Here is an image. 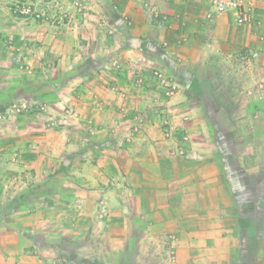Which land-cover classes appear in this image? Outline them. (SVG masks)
I'll list each match as a JSON object with an SVG mask.
<instances>
[{"label":"crops","instance_id":"1","mask_svg":"<svg viewBox=\"0 0 264 264\" xmlns=\"http://www.w3.org/2000/svg\"><path fill=\"white\" fill-rule=\"evenodd\" d=\"M11 1L0 0V264H264V0L245 24L209 17V0H100L101 25L22 18ZM154 67L178 87L173 120L198 130L183 156L159 140ZM20 101L29 108L13 117ZM66 107L79 114L70 125ZM237 202L250 208L224 210Z\"/></svg>","mask_w":264,"mask_h":264},{"label":"rangeland","instance_id":"2","mask_svg":"<svg viewBox=\"0 0 264 264\" xmlns=\"http://www.w3.org/2000/svg\"><path fill=\"white\" fill-rule=\"evenodd\" d=\"M27 2L28 0H12L11 1V5L10 8L12 10V12L15 14L14 12V6L16 3H23V2ZM62 9L64 11V15L59 16L56 15L54 13H52L50 15V17L48 19H46L45 23H58V24H64V23H70L73 25H81L82 22H86L89 20H93L94 22H97L99 25L101 24H106V20L104 18L101 19L100 17V12L98 9V6H100V0H62ZM17 15V14H16ZM252 21V20H251ZM250 21V22H251ZM254 21V19H253ZM0 39H2V37L0 36ZM117 65V63H116ZM137 65V64H136ZM137 67H135L136 73L135 74V79H134V86L136 85V87L138 89L143 88L148 86L146 84V78L144 77V75L142 74V72L145 70L144 68H146L147 66L144 65H137ZM24 69H26L24 67ZM27 71H31V69L29 68ZM151 72V76H153V78H151L152 80L154 79L155 83L157 84V87L160 90V94L159 96L155 97L153 100V103L155 107L154 110V114L156 115V117L159 119V133H161V139L162 141L168 142L169 143V147L167 145L164 146L165 150H167V153L171 156V157H177V156H183L185 155L188 151H189V146L192 144V134L194 135V133H196V130L193 128V132L189 131V129L185 126V125H178L173 119H174V115L173 112L170 111L168 109V105L167 102L170 101L172 99L173 96H175V93L178 89V87L176 86V84L174 83L173 78L165 71H163V69L160 68H156L154 67L153 69L150 70ZM150 82V81H149ZM228 80H224V83L227 84ZM114 89L116 88L113 87ZM121 90V89H120ZM123 91V90H121ZM115 90L113 91L115 94H118L120 97H124L123 94H121L122 92ZM121 92V93H119ZM97 94V93H96ZM94 100H95V105L96 106H100L101 103V99L99 97V94H97L96 96H93ZM98 104V105H97ZM29 108V107H28ZM27 108V109H28ZM26 109V110H27ZM50 109L47 107V105H43L41 106V111L43 112H50ZM128 110V109H127ZM52 112V111H51ZM99 112V111H97ZM10 115H15V114H19V112H16L14 109L10 110ZM126 114H128V112H124L123 115H125V117L127 116ZM221 113H217L218 116H220ZM120 114H118L117 112V118ZM120 117H124V116ZM142 110L138 111V113L136 114V120H135V125L131 126V128H129V132L131 131V129H133V133H139V131H141L146 123L145 118L142 116ZM14 117V116H13ZM173 117V118H172ZM79 120V114L76 110L73 109V107H66L64 109L63 114L60 116V121L62 125H70L72 124L74 121ZM91 122V121H90ZM158 122V120H157ZM218 125L221 126L222 130L226 132L227 136H228V130L230 129L229 125L227 124V118L223 115H221V117L218 120ZM90 125H92L91 127L89 126V128H87V133L84 136L83 140L87 143L90 142L91 136L95 135L96 133V128L94 126V124L90 123ZM131 125V124H130ZM83 130H85L86 128L82 127ZM198 131V130H197ZM128 132V134H129ZM212 132V136H214L213 134V130H211ZM215 133V132H214ZM216 133L220 136L222 134H220L219 132L216 131ZM218 136V137H219ZM201 137L202 136H198ZM210 137V136H209ZM210 139V138H209ZM222 139V138H221ZM221 139L219 140L220 142H226V138H223V140L221 141ZM211 143V142H210ZM227 143H222L221 145V150L225 149L226 151L229 150V147H227L226 145ZM226 146V147H225ZM239 147V144H238ZM225 168L228 170V168L230 167L229 164H224ZM229 166V167H228ZM179 167V166H178ZM180 168V167H179ZM234 177L235 180H234ZM223 181L231 182V180L234 182L233 184H235V188H232L231 191H235V193L238 195V202L240 200H249L251 197V192L248 190H240L239 187L242 186H247V185H242L239 186L241 184L244 183V179H241V177H239L238 175L235 174H229V172L226 171V174H223ZM251 179V178H250ZM253 180V179H252ZM251 180V181H252ZM101 200H105V199H101ZM237 202V207H231L230 208H224V210L229 213L230 211H237L240 213V215L244 214L243 212H247L248 209L250 208L248 205L247 209L246 205L243 204H239ZM78 205H81V201L77 202ZM78 210V212L80 211H84L83 207L77 206L76 208ZM103 214H105V212H102ZM100 215V212H99ZM228 216V215H227ZM230 219V217H228ZM251 217H249L250 219ZM229 221H226V223H228ZM243 224V223H242ZM247 225H251L249 222H246L244 226ZM253 225L252 224L251 227L248 226V231L250 230L249 228H251V230L253 229ZM259 226V225H257ZM244 231V230H243ZM253 231V230H252ZM240 245V244H239ZM252 242L250 243V246H252Z\"/></svg>","mask_w":264,"mask_h":264},{"label":"built area","instance_id":"3","mask_svg":"<svg viewBox=\"0 0 264 264\" xmlns=\"http://www.w3.org/2000/svg\"><path fill=\"white\" fill-rule=\"evenodd\" d=\"M209 3V17L231 13L236 17V21L241 24L248 23L253 19L255 3L250 0H209ZM62 7V0H28L23 3H16L14 12L22 18L45 21L52 13L58 17L64 15ZM28 107L27 101L15 102L11 105V108L19 113ZM102 212H105V209Z\"/></svg>","mask_w":264,"mask_h":264}]
</instances>
